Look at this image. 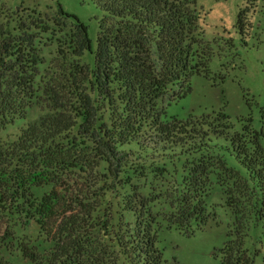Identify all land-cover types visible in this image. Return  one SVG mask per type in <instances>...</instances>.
Segmentation results:
<instances>
[{
  "label": "trees",
  "instance_id": "16d2710c",
  "mask_svg": "<svg viewBox=\"0 0 264 264\" xmlns=\"http://www.w3.org/2000/svg\"><path fill=\"white\" fill-rule=\"evenodd\" d=\"M91 1L103 13L96 49L59 2L54 19L38 14L0 33V134L22 122L0 138V264L15 255L30 264H169L158 248L164 226L190 236L213 217L205 204L219 167L204 160L215 150L235 218L220 264H255L261 252L246 245L262 230L264 247L263 132L249 119L236 128L223 112L167 120L159 106L209 74L215 53L196 2ZM44 42L57 46L50 62ZM159 176L172 178L164 197L154 193ZM109 195L120 200L117 221L111 210L101 215ZM164 199L168 219L155 211Z\"/></svg>",
  "mask_w": 264,
  "mask_h": 264
},
{
  "label": "rangeland",
  "instance_id": "374dc122",
  "mask_svg": "<svg viewBox=\"0 0 264 264\" xmlns=\"http://www.w3.org/2000/svg\"><path fill=\"white\" fill-rule=\"evenodd\" d=\"M196 2L201 11L200 24L205 41L211 43L214 56L209 64L208 76L194 75L191 79V92L173 102L159 103L167 120L186 121L204 115L223 112L236 128L239 120H251L252 128L264 134V0H188ZM64 11L77 17L89 29V37L96 49L99 24L103 13L91 0H0V33L14 32L13 29L29 18L54 19L57 16V3ZM243 13L244 26H238L239 14ZM241 30L243 34L241 33ZM43 36V34H40ZM43 38H45L43 36ZM42 57L50 62L57 52L52 42L41 44ZM84 62L91 63L92 56L86 54ZM38 109L29 112V120L34 119ZM22 122L0 134V138L16 133ZM223 154L215 150L208 154L207 162L218 165L217 174L212 178V187L206 199V210L213 217L201 231L185 235L176 228L166 226L158 233V248L169 264H220L219 251L228 242L229 233L235 229V218L226 205V195L222 185H226L227 174L219 165ZM231 168L245 174L240 165L227 157ZM159 162V161H158ZM221 170V171H218ZM155 196L165 195L172 186V178L156 177ZM224 182V183H222ZM222 184V185H221ZM140 185V184H137ZM221 185V186H220ZM143 187V186H141ZM145 194L147 190L143 191ZM42 193V192H41ZM41 193H38L40 195ZM119 199L109 195L101 215L109 213L117 221ZM165 199L155 210L162 218L168 219L171 210ZM262 230L252 231L247 248L251 252H261L255 264H264V247L258 238ZM9 264H30L21 255L9 258Z\"/></svg>",
  "mask_w": 264,
  "mask_h": 264
}]
</instances>
